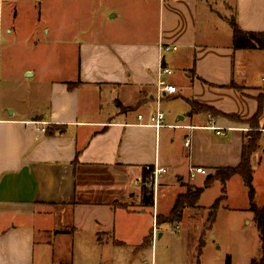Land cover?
<instances>
[{
    "label": "crops",
    "instance_id": "crops-1",
    "mask_svg": "<svg viewBox=\"0 0 264 264\" xmlns=\"http://www.w3.org/2000/svg\"><path fill=\"white\" fill-rule=\"evenodd\" d=\"M83 8L73 73L44 66L37 84L25 89L24 77L34 71L3 65L0 50V264H74L73 237L86 250L83 264H156L158 227L168 221L156 224L155 216H166L186 185L202 187L215 168L236 166L248 129L189 102L248 119L264 92V50L234 48L231 27L232 21L243 31L264 32V0H83ZM160 43L176 48L161 53ZM159 63L172 70L163 78L176 91L157 100ZM156 109L164 115L158 129L146 124ZM259 143L250 156L257 207L264 205V128ZM153 164L167 171L154 188L146 184L153 203L143 205V169ZM194 166L206 174L189 177ZM214 185L218 194L201 205ZM222 193L210 229L191 237L193 264L210 250L206 233L222 209L242 221L226 230L237 235L235 243L250 244L244 263L258 261L261 242L239 174L203 186L195 207L183 211L202 217L203 229ZM119 249L125 254L112 259ZM148 249L146 259L141 252Z\"/></svg>",
    "mask_w": 264,
    "mask_h": 264
},
{
    "label": "rangeland",
    "instance_id": "rangeland-1",
    "mask_svg": "<svg viewBox=\"0 0 264 264\" xmlns=\"http://www.w3.org/2000/svg\"><path fill=\"white\" fill-rule=\"evenodd\" d=\"M85 15L87 12L83 8V0H0L2 64L9 62L17 64L18 67H28L30 74L34 71V75L24 77L26 80L22 86L25 89H29L32 84H37L35 81L38 80V71L44 66L64 68L71 73L78 64V45L83 43ZM45 29L49 34L44 31ZM39 83H42V78ZM3 85L1 82V91ZM232 192L238 194L235 189ZM217 194L218 187L214 185L202 194L199 203L207 205ZM233 199L236 200L237 197ZM129 205L136 206L132 202ZM183 213L179 221L181 223L165 222L159 225L158 232H162V235L155 244L156 264H193L191 237L200 231L202 233L203 220L202 217L186 215L188 209ZM145 217L150 223V207H145ZM218 217L214 230L210 234L206 233L210 250L202 249L199 257L200 264H225L226 253L231 255L234 264H245V252L250 249V244L235 243L237 235L226 230L227 223H232L229 226L232 227L235 223L240 225L242 221L238 217L230 216L223 209L219 210ZM194 224L198 225L196 230L193 229ZM243 226L245 227L244 223ZM244 231L248 233L247 229ZM214 238L223 245L219 247L218 241L213 244ZM199 240L201 241V237ZM72 250L73 263L83 264V254H86V250L83 249V243L79 245L78 237L72 238ZM100 253L105 254V251ZM143 253L146 254L145 258L149 259V249L146 252L142 251V256ZM123 254H125L124 251L119 249V253H111V257L112 259L121 258Z\"/></svg>",
    "mask_w": 264,
    "mask_h": 264
},
{
    "label": "trees",
    "instance_id": "trees-1",
    "mask_svg": "<svg viewBox=\"0 0 264 264\" xmlns=\"http://www.w3.org/2000/svg\"><path fill=\"white\" fill-rule=\"evenodd\" d=\"M232 27V44L234 48H241V49H254L258 48L264 50V32H249L241 30L234 22L231 21ZM230 86L235 87L233 83L229 84ZM70 86V84H69ZM257 103V109L255 113L248 119H240L239 117L233 114H221L215 111L213 108L207 105H200L194 103L192 101L189 102L192 109L203 110L209 112L211 115H221L225 116L231 121L247 125L248 129L244 134V141L241 148V156L240 162L233 167H218L215 168L214 172L211 176L207 177L204 180L203 186H207L213 180L217 179L220 181L221 184L233 174H239L247 187L248 190V198H249V208L253 212V219L256 224V228L258 231L259 239L261 242V249H262V257L256 261L254 259L251 260L250 264H264V205L261 207H257L253 201V188L251 185V167H250V156L251 154L257 150L260 146V138H261V129L264 128V121L260 123L261 118L264 114V92L258 94L255 97ZM149 180V173L143 169V177H142V185H141V202L143 205H152L153 198H152V190L146 186L147 181ZM202 187L186 185L185 191L178 193L172 206L169 210V213L166 216L156 215L155 222L159 224L162 221L168 222H177L180 220L182 211L185 208H193L199 198L200 193L203 190ZM224 187L221 188V192L224 191ZM224 193L217 197L213 204L209 207L207 218L204 223L202 233L208 229H210L214 218L215 213L217 210L218 202L223 198ZM202 237L201 241L197 247V257L199 256L202 248ZM225 264H229V257L226 256Z\"/></svg>",
    "mask_w": 264,
    "mask_h": 264
},
{
    "label": "built area",
    "instance_id": "built-area-1",
    "mask_svg": "<svg viewBox=\"0 0 264 264\" xmlns=\"http://www.w3.org/2000/svg\"><path fill=\"white\" fill-rule=\"evenodd\" d=\"M158 48H159V51L162 53V52L174 50L176 47L166 45L164 43H160ZM171 73H172V70L169 67L163 66L162 64L159 63L157 73H156V94H157L156 99L157 100H159V98L165 91L169 93H173L176 91L175 86L171 83H168L163 78L164 75H169ZM137 116L138 118H142V115L140 114H138ZM163 118H164L163 112L160 109H156L154 113L149 117V121L146 124L153 126L155 129H158L159 127L163 125ZM39 129L41 131H44V127H40ZM184 144L185 145L189 144L188 138L185 139ZM144 169L150 175V180H148L147 185L153 188L157 185L158 177L167 171L165 167L158 166L157 164L145 165ZM196 173L206 174V171L204 168L200 166H194L188 169L189 177H194Z\"/></svg>",
    "mask_w": 264,
    "mask_h": 264
}]
</instances>
